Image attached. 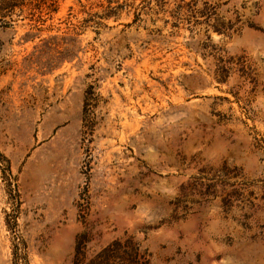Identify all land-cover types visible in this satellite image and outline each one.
Instances as JSON below:
<instances>
[{
  "label": "rangeland",
  "instance_id": "1",
  "mask_svg": "<svg viewBox=\"0 0 264 264\" xmlns=\"http://www.w3.org/2000/svg\"><path fill=\"white\" fill-rule=\"evenodd\" d=\"M54 1L0 12V264H264V0Z\"/></svg>",
  "mask_w": 264,
  "mask_h": 264
},
{
  "label": "trees",
  "instance_id": "2",
  "mask_svg": "<svg viewBox=\"0 0 264 264\" xmlns=\"http://www.w3.org/2000/svg\"><path fill=\"white\" fill-rule=\"evenodd\" d=\"M44 4V0H0V12H10L17 7L20 10H23V8L28 9L31 15L37 12L39 16L44 8L49 11L55 10L54 0L42 7ZM128 242H130L128 239L124 241L117 239L113 240L97 253L93 258L94 261L98 259L99 263H103V261L107 263L108 260L112 258L113 261L111 264H145L138 247H133L131 251L124 248V246H127ZM120 249H122V252H119ZM127 256H129L130 263L125 262Z\"/></svg>",
  "mask_w": 264,
  "mask_h": 264
}]
</instances>
